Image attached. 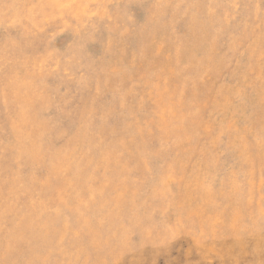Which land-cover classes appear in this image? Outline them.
<instances>
[{
    "label": "rangeland",
    "instance_id": "1",
    "mask_svg": "<svg viewBox=\"0 0 264 264\" xmlns=\"http://www.w3.org/2000/svg\"><path fill=\"white\" fill-rule=\"evenodd\" d=\"M0 264H264V0H0Z\"/></svg>",
    "mask_w": 264,
    "mask_h": 264
}]
</instances>
